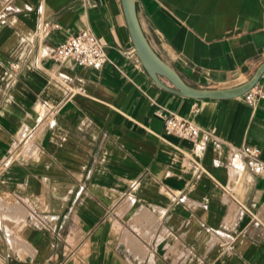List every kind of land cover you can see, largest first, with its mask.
<instances>
[{"label":"crops","instance_id":"1","mask_svg":"<svg viewBox=\"0 0 264 264\" xmlns=\"http://www.w3.org/2000/svg\"><path fill=\"white\" fill-rule=\"evenodd\" d=\"M134 7L189 86L238 85L264 59V0ZM83 28L102 66L54 62L52 48ZM255 87L264 93V72ZM157 111L195 137L165 132ZM0 264H264V97L157 86L120 0H0Z\"/></svg>","mask_w":264,"mask_h":264},{"label":"water","instance_id":"2","mask_svg":"<svg viewBox=\"0 0 264 264\" xmlns=\"http://www.w3.org/2000/svg\"><path fill=\"white\" fill-rule=\"evenodd\" d=\"M133 50L149 76L160 88L188 98L224 99L238 97L253 87L264 72V59L258 64L251 76L244 82L227 88H196L187 85L177 72L161 60L147 43L135 14L134 0H120ZM165 78L169 85L163 83Z\"/></svg>","mask_w":264,"mask_h":264},{"label":"built area","instance_id":"3","mask_svg":"<svg viewBox=\"0 0 264 264\" xmlns=\"http://www.w3.org/2000/svg\"><path fill=\"white\" fill-rule=\"evenodd\" d=\"M58 27L57 24L52 25ZM51 59L60 63L65 60L72 61L75 65L99 69L105 60L104 51L97 38L86 28L79 29L74 34L68 35L60 40L50 52ZM239 97L248 105H252L258 97H264L260 89L255 85L241 94ZM193 111L196 108L193 107ZM162 119L163 130L181 138H194L196 127L172 112L157 111ZM258 148L254 146H243L240 153L254 160L258 155Z\"/></svg>","mask_w":264,"mask_h":264}]
</instances>
